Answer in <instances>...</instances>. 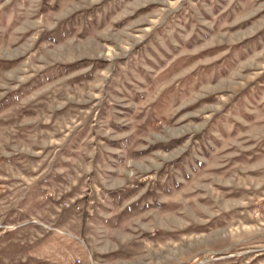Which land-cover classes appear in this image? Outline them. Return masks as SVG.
I'll return each instance as SVG.
<instances>
[{
  "label": "rangeland",
  "instance_id": "374dc122",
  "mask_svg": "<svg viewBox=\"0 0 264 264\" xmlns=\"http://www.w3.org/2000/svg\"><path fill=\"white\" fill-rule=\"evenodd\" d=\"M0 264H264V0H0Z\"/></svg>",
  "mask_w": 264,
  "mask_h": 264
}]
</instances>
